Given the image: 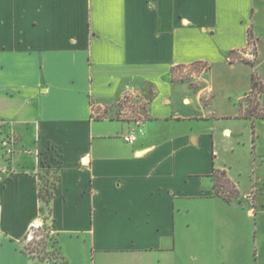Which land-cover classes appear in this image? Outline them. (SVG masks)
Returning <instances> with one entry per match:
<instances>
[{"label": "crops", "instance_id": "0c3cea01", "mask_svg": "<svg viewBox=\"0 0 264 264\" xmlns=\"http://www.w3.org/2000/svg\"><path fill=\"white\" fill-rule=\"evenodd\" d=\"M250 29L258 66L264 0H0V120L17 140L0 176V264H35L24 240L42 212L57 230L43 264H148L182 240L201 264L244 253L241 216L256 217L264 193L254 206L244 196L264 178L217 163L215 128L252 125L256 176L264 119L246 118V102L219 112L207 76L250 65L233 59L252 47ZM202 65L198 90L177 87ZM128 95L142 118H117ZM224 133L232 152L244 145ZM50 153L58 179L46 203L37 186ZM215 170L237 189L231 201L216 193Z\"/></svg>", "mask_w": 264, "mask_h": 264}, {"label": "rangeland", "instance_id": "374dc122", "mask_svg": "<svg viewBox=\"0 0 264 264\" xmlns=\"http://www.w3.org/2000/svg\"><path fill=\"white\" fill-rule=\"evenodd\" d=\"M259 50L260 56L258 66L251 67L245 63H239L234 70L229 69V67H220L216 68L215 71L207 76V80L212 81L213 86L216 88L214 105L219 112L227 114L236 113L239 111L238 104L240 102H246V104L252 108L255 107L259 114H264V91L257 97L255 95L244 96V94L251 89L253 72H258L264 79V42L260 44ZM233 59L243 62H256V48L253 46L250 47L245 54L236 53L233 55ZM201 76L202 74H200L198 68L190 66L188 69L182 71L180 78L179 74L176 77L177 81L186 82L184 83L185 85L179 84L177 87L181 90H186L191 86L193 89L198 90L201 86ZM260 83L262 84L261 79ZM261 90H264L263 84ZM123 103L126 111L124 113L121 112L117 118H142L139 114L140 112L136 109L141 104L136 99V96L128 95ZM228 127L231 128L233 132V141L238 137L243 140L244 145L237 147L235 152H232V150L228 148L231 140H227V135L224 133V130ZM208 128L209 126L207 125H199L200 131H205ZM215 130L217 142L220 143L216 154L218 155L217 163L229 165L233 169V173L243 172L245 178L249 176L255 177L254 181L258 180L260 177L264 178V165L261 168L257 167L256 176H254L253 173L255 170V162L253 150L250 146L252 142V125L249 122H239L232 125L218 124ZM256 134L258 136L257 143L259 144L258 153L264 155V120L257 122ZM16 143V137L11 132L8 124L0 120V176L5 173L16 153ZM54 159L55 155L52 153L45 156L44 172L40 174L38 181L39 194L42 200L44 198L43 201L46 203L47 200L50 199L53 193V187L56 185L58 179V173L55 172L50 165L51 161ZM241 222V227H243L241 235L245 238V252L233 256L229 263L264 264V204L262 203V207L260 206L258 208L256 217L247 218V216L243 214L241 216ZM163 254L164 253L155 251L146 262L148 264H201V261L198 262L197 259H195L188 243L183 240L178 244L176 251ZM37 256L38 255H34L31 257V260L34 261L35 264H39V260L43 263L45 262L46 256L44 254L38 256L39 258Z\"/></svg>", "mask_w": 264, "mask_h": 264}, {"label": "built area", "instance_id": "2783aa9c", "mask_svg": "<svg viewBox=\"0 0 264 264\" xmlns=\"http://www.w3.org/2000/svg\"><path fill=\"white\" fill-rule=\"evenodd\" d=\"M207 69V66L202 65L200 72H205ZM123 139L130 145L135 144L138 141L136 131L132 130L128 132L123 136ZM37 188L39 193V185ZM258 193H264V180H258L254 184L252 192L244 196L245 201H247L251 206H254ZM56 234L57 230L54 228L49 215L45 212H42L39 217L31 224V227L24 240V251L31 257L34 255H45L46 249L48 250V242H54Z\"/></svg>", "mask_w": 264, "mask_h": 264}, {"label": "trees", "instance_id": "16d2710c", "mask_svg": "<svg viewBox=\"0 0 264 264\" xmlns=\"http://www.w3.org/2000/svg\"><path fill=\"white\" fill-rule=\"evenodd\" d=\"M249 43H250V45L254 46V48H255V40H254V34H253L252 29L249 30ZM247 63L250 64L252 67L255 66V62H247ZM251 82H252V90L250 92V95H255L256 97L261 95V93L264 90H261L262 84L260 83V77L257 74V72H253ZM244 116L246 118H250V119H255V118L264 119V114H259L257 109L255 107L252 108L251 106L247 110V112ZM214 178H215V189H216L217 194L222 195L224 197V199H226L227 201H231L233 198L238 196L237 189L235 188L234 184L230 181V179L227 177L225 172L215 170ZM55 186L53 187V191L55 189ZM39 196H40V194H39ZM52 197H53V193L50 196V199ZM40 198L42 199L41 196H40ZM43 200H44V198H43ZM49 200H47V202ZM42 263L43 262L39 260V264H42Z\"/></svg>", "mask_w": 264, "mask_h": 264}]
</instances>
